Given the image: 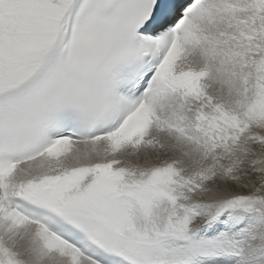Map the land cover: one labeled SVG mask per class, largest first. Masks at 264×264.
I'll use <instances>...</instances> for the list:
<instances>
[{"label":"snow or ice","instance_id":"1","mask_svg":"<svg viewBox=\"0 0 264 264\" xmlns=\"http://www.w3.org/2000/svg\"><path fill=\"white\" fill-rule=\"evenodd\" d=\"M0 264H264V0H0Z\"/></svg>","mask_w":264,"mask_h":264}]
</instances>
